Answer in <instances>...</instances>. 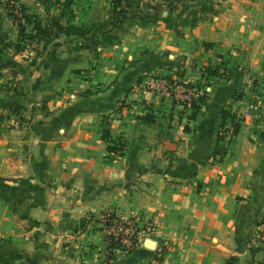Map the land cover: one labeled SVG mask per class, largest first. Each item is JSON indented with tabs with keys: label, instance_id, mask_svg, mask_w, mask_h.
Here are the masks:
<instances>
[{
	"label": "crops",
	"instance_id": "obj_1",
	"mask_svg": "<svg viewBox=\"0 0 264 264\" xmlns=\"http://www.w3.org/2000/svg\"><path fill=\"white\" fill-rule=\"evenodd\" d=\"M218 1L223 7L199 12L195 24L125 20L113 32L115 42L96 47L98 57L88 45L66 54L68 68L96 62L82 75L88 85L111 83L86 98L95 105L73 122L55 121L66 107L51 106L46 122L26 111L21 122L0 105V264H104L99 216L109 209L158 222L149 237L155 247L147 238L115 264H264L257 238L242 243L264 216V0ZM240 49L252 51L259 84L253 87L232 55V75L209 77L195 117L170 97L135 88L146 72L183 69L196 76ZM254 101L260 109L242 116L234 136L227 125L226 151L214 154L222 107L239 114ZM148 112L156 117L151 124L140 118ZM106 128L113 138L126 136L123 154H109ZM164 242L169 246L157 261Z\"/></svg>",
	"mask_w": 264,
	"mask_h": 264
},
{
	"label": "rangeland",
	"instance_id": "obj_2",
	"mask_svg": "<svg viewBox=\"0 0 264 264\" xmlns=\"http://www.w3.org/2000/svg\"><path fill=\"white\" fill-rule=\"evenodd\" d=\"M63 1L61 0V4L53 1L47 8L43 0H11L10 3L0 0V105L21 122L26 121V114L23 115L26 111L40 114L39 120L46 122L51 106L55 105L66 107L62 110L63 114L57 115V123L63 120L73 122L83 110L95 105L94 102L86 100L89 95L104 90L108 84L111 85L108 82L88 85L86 77L82 75L85 70H93L96 66L94 60L85 69L68 68L64 56L88 45L95 48L91 51L92 56L98 57V45L115 42L114 39L119 35L113 38L112 32L116 27H121L122 22H119L121 17L114 12L112 0H73L69 4H64ZM123 1L127 7L122 8L129 15L126 20L131 23L137 21L145 24L146 19L141 17L142 13L153 6L156 8L154 17L171 26L191 20V13L196 16L199 12L215 14L216 9L224 5L223 1L216 0H137L131 4L127 0ZM197 1V6L188 7L193 3L195 5ZM22 3L30 12L37 13L44 30L37 31L32 24H25V32L20 33L19 19L11 17L9 11L12 8L17 16L22 15ZM136 11L141 13L137 14ZM20 46L23 48L15 50ZM242 52L246 56L240 61L239 53ZM251 52L250 49H240L235 53L226 51L223 54L225 60L221 64L224 73L222 77L228 78L232 75L228 62L235 54V65L241 64L243 70L249 73L253 87L258 85L259 78L251 73L252 63L255 61L254 58H248ZM246 58L249 60L248 64ZM242 90L241 86L236 89V93H242ZM123 105H127V100H122L121 106ZM181 109L183 108L179 111H184ZM167 119L168 116L163 119L164 125H167Z\"/></svg>",
	"mask_w": 264,
	"mask_h": 264
},
{
	"label": "built area",
	"instance_id": "obj_3",
	"mask_svg": "<svg viewBox=\"0 0 264 264\" xmlns=\"http://www.w3.org/2000/svg\"><path fill=\"white\" fill-rule=\"evenodd\" d=\"M204 82L202 72L199 75L192 76L185 73L179 76L173 72L149 71L140 77L135 88L143 91H150L161 97H170L176 99L175 102L181 106L190 107L192 102L203 93V86L197 82ZM260 102L254 101L248 105V108L241 111L239 117L244 116L250 110L258 111ZM99 227L105 232V255L104 264H115L120 254H127L144 244L145 240L157 231V219L147 214L133 213L127 214L123 211L109 209L99 216ZM258 244L264 249V224L257 227ZM164 247H160L158 256H164L166 246L169 242H164ZM157 261L159 259L157 258ZM152 264L156 262L151 261Z\"/></svg>",
	"mask_w": 264,
	"mask_h": 264
},
{
	"label": "trees",
	"instance_id": "obj_4",
	"mask_svg": "<svg viewBox=\"0 0 264 264\" xmlns=\"http://www.w3.org/2000/svg\"><path fill=\"white\" fill-rule=\"evenodd\" d=\"M8 3L11 2V0H7ZM54 1L55 4H61V0H43V2L46 4L47 8L50 7V4ZM73 0H64L63 3L64 4H69V2ZM112 3L114 4V12L115 14H117L119 17V22H124L129 15L127 14V11L125 9L122 8V6H125L123 3V0H112ZM67 6V5H66ZM8 7V5H7ZM127 7V6H125ZM21 12L22 15L17 16V14L14 13L13 9L10 8L9 11V15L13 18H18L19 22L18 25L20 27V33L23 34L25 32V24H32L33 29L34 30H44V25L41 21V19H39L37 13L34 12H30L27 7L24 5V3L21 4ZM155 14L151 11V10H145L142 13V18L146 19V23H149L151 21H156L157 18L154 17ZM198 20V16L193 15L192 19L190 20V22L192 24H195ZM70 29V28H69ZM82 29V28H81ZM84 31V30H81ZM96 32V31H95ZM94 32V34H95ZM113 38H116V35L112 32ZM213 42L210 41H204V45L208 46V45H212ZM23 47H17L15 48V50H20ZM226 64V63H225ZM223 65V64H222ZM222 65L221 64H209L205 67L202 68V76H204V82H197L200 86H203V93L198 97V99H195L192 102L191 105V112H190V117H195L197 115V113L199 112L200 108H201V104L205 101V98L207 96L208 90L206 88V85L209 83V77L212 75L215 76H222L223 73V69H222ZM227 67V66H226ZM175 73L179 76H183L185 74V71L183 69H177L175 70ZM142 76V75H141ZM140 76V77H141ZM140 77L138 79V81L140 80ZM235 96L237 98H240L242 96V93H236V91L234 92ZM173 102H175V99H173ZM220 116H221V130L218 134V141L216 143V147L214 150V154H221L223 152L226 151V147L223 145V140H225L226 137V133L227 130L230 129V127L232 128L231 130V134L232 136L236 135L238 133V131L240 130L241 127V122H242V117H239V115L237 114L236 111H233L230 107H222L221 111H220ZM2 118V116H0V119ZM140 118H142L146 123H153L156 121V117L154 115L153 112H148L146 114L140 115ZM227 125H230V127H226ZM102 136L103 138L108 142L107 145V149L109 154H123L124 152V148H125V141L123 138V135H120L117 138H113L109 129H103L102 131ZM260 224H264V216L263 218L259 221V220H254L252 222L251 225V230L249 235L242 241V243H246V242H252L256 237L257 234L259 232V230L257 229V226ZM156 258H158L159 260L163 259V256H156ZM144 264H152L151 261L144 263Z\"/></svg>",
	"mask_w": 264,
	"mask_h": 264
},
{
	"label": "water",
	"instance_id": "obj_5",
	"mask_svg": "<svg viewBox=\"0 0 264 264\" xmlns=\"http://www.w3.org/2000/svg\"><path fill=\"white\" fill-rule=\"evenodd\" d=\"M146 245L150 246V247H155V241L148 238L146 241Z\"/></svg>",
	"mask_w": 264,
	"mask_h": 264
}]
</instances>
